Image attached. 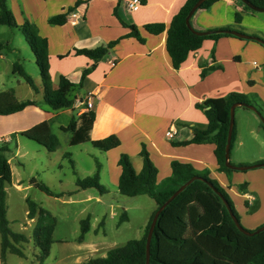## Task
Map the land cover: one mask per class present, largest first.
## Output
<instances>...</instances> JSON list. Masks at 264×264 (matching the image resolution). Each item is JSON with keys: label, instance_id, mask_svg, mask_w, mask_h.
I'll list each match as a JSON object with an SVG mask.
<instances>
[{"label": "crops", "instance_id": "obj_1", "mask_svg": "<svg viewBox=\"0 0 264 264\" xmlns=\"http://www.w3.org/2000/svg\"><path fill=\"white\" fill-rule=\"evenodd\" d=\"M78 1L79 4H76ZM126 1L7 0L17 25L20 26L28 21L35 25L38 34L47 40L52 87L56 89L59 77H65L73 86L69 92L73 104L68 108L57 110L45 105L39 78V82L35 84L40 92L38 94L33 92L29 99H25L35 101V105L28 106L15 114L0 116V142H3L0 147L6 146L9 153V135L18 139L19 136L22 137V132L43 121L51 123L54 135L57 136L56 132L66 133L61 129L66 128L72 118H78L87 111L85 101L90 94L92 103L90 110L95 114L89 132L91 141L103 140L114 135L119 140V145L106 152L94 148L90 143L70 146V133H67L69 136L66 143L73 148L88 144L98 150L102 159V162H99L95 158L100 165L99 181L103 177L105 182L117 188L121 172L118 159L121 154L127 155L134 170L139 172L142 167L139 152L141 144H145L150 160L158 170L157 184L171 175L172 161L188 163L198 171H207L211 179L216 180L223 189H228L234 207L237 208L235 198H240L243 203L242 213L249 220L250 229L260 227L264 224V169H254L246 174L234 172L229 176L220 172L214 155L217 144L215 133L207 135L199 144L181 143L191 140L194 131H203L207 128L203 111L196 107L206 99L239 93L257 95L264 101V48L255 41L235 37H221L216 41L206 39L201 48L190 53L186 61L176 70L172 67L165 49L166 32L151 35L143 30V26L163 23L167 28L186 0H142V6L135 12L127 10ZM69 9L71 11L67 13ZM241 9L242 6L236 0H219L208 9H197L190 18V25L196 31L230 27L229 30L264 40V12H245L240 23L236 25L234 15ZM114 10L119 19L114 16ZM73 12L81 17L75 25L71 23L72 19L69 16ZM59 14L66 15L65 23L49 24V19ZM120 21L137 26L144 42L139 43L130 37L120 39L129 32ZM118 39L120 40L108 54L95 63L94 68L82 78V72L89 69L94 62L85 56L77 55L75 51L106 46ZM218 65L221 69H213L204 76L201 75L206 68ZM3 68L7 69V63L5 56L0 52V78ZM1 85L3 86V83ZM0 93H6L12 103L22 101L13 88H0ZM253 118L256 117L247 116V134L255 136L259 141L258 149L254 150V145L245 139L235 124L236 134L232 147L235 145V159L238 166L264 161V156H261L264 138L259 137L260 125H255ZM171 131H174V134L169 138L167 134ZM58 149L51 154H57ZM64 156L73 157L67 153H64ZM95 170V165L84 168L81 172L73 167L75 182L76 178L92 176ZM32 178L34 177L29 178L28 185L24 187L20 182L13 180L9 185L19 192H28L34 188L30 184ZM58 181L61 183L60 180ZM243 181L247 182L248 190L245 194H239L236 186ZM46 186L54 194L47 195L42 192L47 198L64 197V192H56L50 184ZM23 197L25 201L29 198L25 193ZM93 198L97 203L105 202L102 197L91 194H87L82 200ZM249 212L252 214H248ZM86 217H89L90 231L91 216L89 214ZM35 221L27 218L26 223L20 226V231H12L22 234L24 231H29L28 234H24L29 238L27 243L29 244ZM73 243L75 254L56 259L52 263L47 261L49 254L43 264H80L90 258H98L93 257L92 254L96 252L99 243H87L85 238L81 243L77 242L76 238ZM60 244L67 245L66 242ZM82 252H87V255L81 256ZM106 253L100 257H104ZM8 255L7 264H9ZM25 255L26 258L20 259L29 264L35 263V250L33 254L25 253Z\"/></svg>", "mask_w": 264, "mask_h": 264}, {"label": "trees", "instance_id": "obj_2", "mask_svg": "<svg viewBox=\"0 0 264 264\" xmlns=\"http://www.w3.org/2000/svg\"><path fill=\"white\" fill-rule=\"evenodd\" d=\"M196 1L186 0L167 28L163 23H152L143 26V30L151 35H159L166 32L165 49L172 67L176 70L186 61L190 53L201 48L204 40L212 39L216 41L221 37H234L222 33L206 36H198L192 33L185 25V17ZM217 1L219 0L205 1L198 9H208ZM236 1L242 6L241 11H236L234 15L235 24L238 25L245 12H255L239 0ZM247 1L255 7L264 8V0ZM76 4H79V1ZM70 11L71 9L67 13ZM113 14L118 18L115 10ZM65 17V14H59L50 18L48 22L51 25H62L66 21ZM120 23L129 29V32L120 39L130 37L139 43L144 42V38L141 36L137 26L128 25L121 21ZM0 26L19 31L29 45L39 70L41 92L45 105L52 110L72 106L73 99L69 97V92L73 86L65 77H59L56 89L52 87L47 40L38 34L35 25L32 23L25 21L22 25H17L15 17L8 7L7 0H0ZM225 29L229 30L231 28L226 27ZM120 39L95 49L75 51L77 55L85 56L94 62L89 69L82 72V78L94 68L95 63L108 54L109 50ZM258 44L264 48L262 44ZM2 49L10 50L8 43L0 42V51ZM213 69H221V66L206 68L201 75L204 76ZM12 73L20 76L35 94L40 92L32 77L24 71L19 63L16 62L12 65ZM235 103L253 105L264 118V112L243 94L230 93L220 98H209L196 105L206 117L207 128L203 131H194V136L191 140L181 143L183 145L199 144L207 135L215 133L217 144L214 155L218 170L228 176L235 171L226 168L224 165V148L229 125V111L231 105ZM35 104L36 102L32 100L12 103L6 93H0V116L15 114ZM94 118V112L87 110L78 118H72L69 125L61 129L63 132L70 133L69 145L76 146L90 143L94 148L103 152L116 148L119 145V140L114 135L103 140L91 141L89 132ZM260 127L264 129L262 123H260ZM235 134L234 124L231 146L235 140ZM21 135L46 149L49 153L55 152L60 146L57 136L52 133L49 121H43L22 132ZM7 152L8 148L6 146L0 147L1 264H6L7 254H13L23 259L26 258L24 246L29 242V238L24 234L11 230L7 219L5 187L11 184L12 180V171L6 156ZM139 156L142 159V167L139 172H136L129 157L125 154L120 155L118 166L121 172L117 189L123 196L147 195L154 200L156 204L155 210L149 216L141 237L128 240L123 246L110 249L104 257L90 258L80 264H145L146 236L155 211L167 201L174 191L195 176L201 177L204 181L195 180L190 183L159 214L150 241L149 264H264V230L253 236H245L238 231L222 200L212 188L220 193L239 221L232 199L216 180L209 177L207 171H198L188 163L172 161L170 164L171 175L157 184L156 176L158 170L150 160L145 144H141ZM261 163H264V161ZM99 168L100 165L96 163V170L92 176L83 179L76 178L77 189H95L102 194L104 187L99 182ZM30 184L47 195H54L44 183L35 178L30 180ZM237 188L242 194L247 193V183H242ZM26 204L27 218L36 220L31 239L39 249V254L35 256V263L33 264H43L48 258L51 246L54 243L52 236L56 221L49 212L29 198L26 199ZM126 221H128V216L123 211L119 217V224ZM101 225L102 222L100 223ZM89 227V217L80 221V233L77 237V242H83ZM247 231L251 232L253 230Z\"/></svg>", "mask_w": 264, "mask_h": 264}, {"label": "rangeland", "instance_id": "obj_3", "mask_svg": "<svg viewBox=\"0 0 264 264\" xmlns=\"http://www.w3.org/2000/svg\"><path fill=\"white\" fill-rule=\"evenodd\" d=\"M0 42L8 43L10 48V50L2 49L0 51L5 56L7 63V69H2L3 74L0 78V88H13L18 98H20L19 100L29 99L33 95V91L20 76L12 73V65L17 62L32 77L35 83L39 82V70L35 64V58L29 45L20 32L5 26H0ZM1 83H3V86ZM245 96L264 112V101L257 95ZM248 115L256 117L253 118L254 124L260 125L261 122L258 116L251 112L250 109L241 106L237 107L234 111V124L237 125V129L245 139H248L251 145H254L255 150V148L258 149L257 144L259 141L256 140L255 136L247 134L248 121L246 119ZM259 133L261 135L259 137L264 138V129L260 127ZM56 134L61 146L55 155L23 136H19L18 139L13 135H9L8 137L10 151L7 155L10 157L13 182H20V185L24 187L28 185L29 178L32 176L45 185L50 184L56 192H64L63 198L53 199L47 198L35 188H31L28 192H19L13 186L7 185L5 201L7 206V219L11 230L20 231V226L26 223L27 204L23 197L25 193L29 196L30 200L49 212L56 221L52 236L54 243L51 246L50 257L47 260L51 263L56 259L66 258L76 253L73 252L75 246L73 242L79 236L80 221L85 219L89 214L91 216V229L85 234L84 238L87 243L100 244L96 252L92 254L93 257H100L112 248L123 246L128 240L140 238L143 225L149 218L152 210L156 207L154 200L147 195L135 197L123 196L117 191V188H113L109 183L105 182V178L103 179V177L99 181L100 185L104 187L102 194L95 189H86L85 192L77 189L75 176L72 173L73 167L81 172L84 168L93 167L94 165L96 166V163L102 162L101 156L98 150L88 144L74 148L68 146L66 140L69 135L67 133L56 132ZM2 143L0 142V145ZM64 153L71 154L73 157H63ZM261 156H264V146L261 151ZM229 161L232 165L238 166L235 159V145L233 147L231 146ZM235 172L248 173V171ZM242 183L247 182L243 181ZM225 191L228 194V189ZM237 191L239 194H242L238 188ZM87 194L102 197L105 202L97 203L94 198L86 201L82 200L86 198ZM79 200L82 201L79 202ZM235 201L237 208H234L239 216L241 226L246 230H255L250 229L248 226L249 220L242 213V200L235 198ZM123 211L128 216V222L119 224V217ZM248 214L252 213L249 212ZM100 221H102V225L98 227ZM28 232L24 231V234H28ZM31 241L32 239H30L29 244H26L27 247L24 246V252L31 255L35 250V256H37L39 249ZM60 242H66L67 245L62 246ZM85 255H87V252L81 253V256ZM29 259L31 260V258ZM8 260L9 264H29V262H24V260H21L13 254L8 255Z\"/></svg>", "mask_w": 264, "mask_h": 264}, {"label": "water", "instance_id": "obj_4", "mask_svg": "<svg viewBox=\"0 0 264 264\" xmlns=\"http://www.w3.org/2000/svg\"><path fill=\"white\" fill-rule=\"evenodd\" d=\"M208 0H197L196 3L191 7V9L189 10L188 14L185 17V25L186 27L195 35L198 36H206V35H211V34H228V35H232L236 38L239 39H243V40H252L255 41L257 43H260L264 46V41L256 36H251V35H246L244 33H240L237 31H232V30H228V29H220V30H208V31H196L194 30L191 25H190V18L191 16L194 14V12L199 8V6ZM241 3H243L246 7H248L249 9H251L254 12H264V8H259V7H255L254 5H252L250 2H248L247 0H239ZM244 107V108H248L250 110H252L260 119V122L263 124L264 126V118L262 117V115L256 110V108L252 105H248V104H240V103H235L233 105H231L230 107V111H229V125H228V131H227V137H226V144H225V148H224V165L226 168L233 170V171H239V172H244V171H249V170H253V169H258V168H264V163H256L253 165H249V166H234L230 163L229 161V157H230V149H231V139H232V131H233V126H234V111L236 107ZM195 180H200V181H204L201 177H192L190 178L187 182H185L183 185H181L176 191L173 192V194L167 199L166 202H164L154 213L148 232H147V236H146V258H145V264H149V247H150V241H151V237H152V233H153V229L156 225V221L157 218L159 216V214L162 212V210L177 196L179 195L190 183H192ZM209 187H211L210 184H208ZM212 190L216 193V195H218L220 197V199L222 200L224 206L226 207V210L229 213V216L231 218V220L233 221L234 225L236 226V228L238 229L239 232H241L242 234H244L245 236H253L256 235L260 232H262L264 230V224L261 225L259 228L249 232L247 230H245L240 222L236 219V217L234 216V214L232 213V211L230 210V207L228 206L227 202L224 200V198L220 195V193H218L214 188H212Z\"/></svg>", "mask_w": 264, "mask_h": 264}, {"label": "built area", "instance_id": "obj_5", "mask_svg": "<svg viewBox=\"0 0 264 264\" xmlns=\"http://www.w3.org/2000/svg\"><path fill=\"white\" fill-rule=\"evenodd\" d=\"M142 6V0H127L126 1V8L129 12H135L137 10L140 9V7ZM70 18L72 19L71 20V23L73 25L77 24L78 21H80L81 17L80 15H78L77 13H70ZM92 108V103H91V95L89 94L87 97H86V101H85V110H90ZM174 134V131H171L167 134V136L169 138H171Z\"/></svg>", "mask_w": 264, "mask_h": 264}]
</instances>
